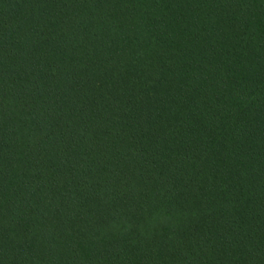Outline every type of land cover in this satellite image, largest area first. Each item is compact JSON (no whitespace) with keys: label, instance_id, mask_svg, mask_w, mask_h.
I'll return each instance as SVG.
<instances>
[{"label":"trees","instance_id":"1","mask_svg":"<svg viewBox=\"0 0 264 264\" xmlns=\"http://www.w3.org/2000/svg\"><path fill=\"white\" fill-rule=\"evenodd\" d=\"M0 264H264V0H0Z\"/></svg>","mask_w":264,"mask_h":264}]
</instances>
